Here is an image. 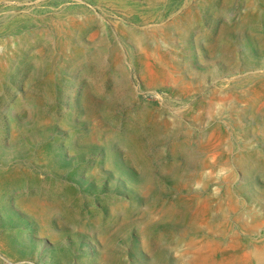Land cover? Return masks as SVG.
<instances>
[{"label":"rangeland","instance_id":"obj_1","mask_svg":"<svg viewBox=\"0 0 264 264\" xmlns=\"http://www.w3.org/2000/svg\"><path fill=\"white\" fill-rule=\"evenodd\" d=\"M0 264H264V0H0Z\"/></svg>","mask_w":264,"mask_h":264},{"label":"clouds","instance_id":"obj_2","mask_svg":"<svg viewBox=\"0 0 264 264\" xmlns=\"http://www.w3.org/2000/svg\"><path fill=\"white\" fill-rule=\"evenodd\" d=\"M221 106L218 104L217 109H219ZM209 161L211 163H215V157L210 156ZM228 174V169L224 166L218 167L215 172H213L212 169H205L201 172V178L199 180H196L193 182L192 188L193 191H204L205 190V181L212 180L213 186H212V192L211 195L213 197H217L220 194V188L218 187L219 181L225 177Z\"/></svg>","mask_w":264,"mask_h":264},{"label":"bare ground","instance_id":"obj_3","mask_svg":"<svg viewBox=\"0 0 264 264\" xmlns=\"http://www.w3.org/2000/svg\"><path fill=\"white\" fill-rule=\"evenodd\" d=\"M258 254V252L256 253V255ZM255 255V254H254ZM261 255H259V257H260ZM256 257V256H255ZM257 258V257H256Z\"/></svg>","mask_w":264,"mask_h":264}]
</instances>
